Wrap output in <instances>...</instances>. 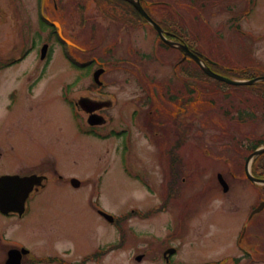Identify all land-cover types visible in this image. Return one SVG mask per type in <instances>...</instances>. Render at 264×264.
<instances>
[{
    "label": "rangeland",
    "instance_id": "obj_1",
    "mask_svg": "<svg viewBox=\"0 0 264 264\" xmlns=\"http://www.w3.org/2000/svg\"><path fill=\"white\" fill-rule=\"evenodd\" d=\"M38 1L0 0V175L47 173L53 181L31 196L24 217L0 215V238L19 240L32 248L34 254H39L46 247L36 244L39 238L32 237L31 231L47 226L69 229L78 256L98 240L108 242L116 237L113 227L100 221L92 211L89 205L92 192H100L102 206L117 216L129 213L131 208L160 205L161 200L148 195L146 188L124 174L119 137L103 139L79 133L68 105L59 97V85L55 84L49 94L42 93L46 84L72 81L77 73L65 59L66 49L52 35V29L41 23ZM145 1L151 3V15L156 20L161 16L164 26L179 34L208 62L220 65L221 68L214 67L218 74L231 77L222 71L223 66L226 70L251 67L257 70L248 71L253 76L264 70V0H250L251 3L248 0ZM75 2L74 9L63 5V34L70 38L72 32H77L79 35L74 37L80 46L102 50L96 51L103 54L99 58L106 64L104 78L109 82L108 90L119 97V103L111 112L115 121L110 126L131 129L129 162L135 169L134 174L143 175L141 183H154L156 187L165 184L164 171L154 163L157 152L150 147L152 134L142 126L143 116H147L150 109L145 89L155 83L154 104H157L163 99L159 96L167 86L186 85L181 94L184 109L190 112L186 120L188 134L177 152L182 157V166L178 172L175 167L171 168V175H179L184 182L166 208L161 206L146 220L131 218L125 227L153 235L156 254L163 249V239L172 227L170 234L177 231L184 236L170 244L181 249V258L194 264L229 254L248 213L259 201L258 196L264 199V188L259 190L245 178L244 160L243 163L237 160L234 165L230 161L231 149L238 146L241 151L253 150L264 142V89L261 86L231 87L207 79L193 62L185 63L175 73L180 53L161 49L154 32L136 18L127 3L119 2L118 30L94 0ZM163 3L169 6L161 7ZM53 4V0H45L44 13L50 20H58L56 16L61 12H55ZM69 10L75 13V19L68 16ZM246 10L250 14L245 21L233 20V16L239 17ZM200 15L206 21L201 20ZM118 31L119 51L111 54L113 51L109 50L108 55H104V49ZM91 32H96L95 36L89 35ZM104 37L108 40H103ZM43 43H49L50 51L46 60L41 61L39 50ZM129 45L135 48L137 56L128 53ZM82 56L88 54L80 53L79 57ZM17 59L10 68L1 65V62ZM36 80L42 82L31 94L25 90L22 98L18 90L16 96L11 97L15 101L12 111L5 112L7 93L18 86V82ZM87 80L74 88L75 96L85 94ZM174 92L180 93V90ZM165 94L164 98L179 105L174 93ZM173 105L170 110L178 111L179 107L176 109ZM135 110L140 113L133 122L129 115ZM238 115L241 119H237ZM108 128L102 133L108 135ZM261 163L264 165V156L257 163V174L264 172ZM219 174L228 182L227 193L218 184ZM56 175L61 176L62 181L57 180ZM72 177L80 181L79 189L69 185ZM168 187L175 196L171 180ZM257 216L252 228L260 223L264 225V208ZM95 231L97 239L86 242L90 234L94 237ZM128 238L131 240L130 235ZM196 241L198 243L194 244ZM148 242L141 236L133 243H126L119 253L108 254L107 264H136L129 259L134 253L130 247ZM238 252L235 255H240Z\"/></svg>",
    "mask_w": 264,
    "mask_h": 264
},
{
    "label": "flooded vegetation",
    "instance_id": "obj_2",
    "mask_svg": "<svg viewBox=\"0 0 264 264\" xmlns=\"http://www.w3.org/2000/svg\"><path fill=\"white\" fill-rule=\"evenodd\" d=\"M53 8L55 12L58 14L57 21L60 22L62 16H64L63 5L68 4V8H75V0H65L62 3V0H53ZM124 0H94L95 4L100 8L104 9L107 14L112 19L111 24H115L119 30V2H123ZM141 5L146 11V13L156 21L164 30L165 35L174 40H181L175 32L171 31L170 28H167L163 25V19L161 16L154 18L151 15V6L149 3H146L145 0H141ZM250 3V0L247 1ZM154 3V2H153ZM155 4V3H154ZM161 5V4H160ZM159 5V6H160ZM168 7L169 4H162L161 7ZM233 9V8H232ZM233 11V10H231ZM68 13V11H67ZM57 14V13H56ZM75 13L72 10H69L68 16L75 19ZM201 20L206 21L205 17L202 15L198 16ZM233 20L236 22L244 21L247 17V13L243 12L241 16H233ZM71 22V21H70ZM96 32H91L89 35L95 36ZM65 34V33H64ZM71 38L75 39L74 35H79L77 32H72ZM119 31L116 35H113L109 41L108 47L104 49V55H108L109 50L113 51L111 54L119 51ZM77 39V38H76ZM103 40H108V37H104ZM101 42H103L101 40ZM77 50H81L80 47L75 48ZM97 49V48H96ZM129 53L135 48L127 47L126 49ZM84 51V50H81ZM92 62L87 63H79L78 65L72 64L69 66L77 73V77L72 81H55L44 87V91L42 93L44 95L49 94V90L56 84L59 85V97L61 100L66 103L69 107V110L72 115V122L74 127L77 129L79 133H82L85 136L92 135H106L102 133L104 128H108V132L106 136H114L120 138V147H119V157L122 162L123 167H126L132 171L133 166H130L129 157L132 152V144H131V129L130 128H120L110 126L115 121V116H113L112 110L119 103V97L117 94H114L108 90L109 82L104 78L107 70L105 67V63H101L99 59L93 58ZM102 73L99 76L98 80L94 79V73L97 70H101ZM78 78V79H77ZM88 79L86 84L84 85L85 94L81 96H75L74 91L75 87L83 84L85 79ZM42 81H25L18 82V86L13 87L9 93H7L8 101L6 105L5 112H11L12 108L15 105V101L12 100V96H16V92L19 90L21 94V98L23 97V93L25 90L28 93H32L33 89L37 86L38 83ZM46 83V82H44ZM154 85L150 87V89H145V96H147V105L149 104V111L147 116H143L142 126L146 132H151L152 138L149 137L152 144L150 147L153 148L154 152H157V159L154 158V163L156 167L162 168L164 171L165 184H160L159 187L155 186L153 183V189L148 186L149 190H147V194L150 196H158L161 200L159 202L160 205L151 206L148 208H132L130 210L131 217L125 218L128 214H123L121 216H117L114 213L107 211L104 206H102V202H100L101 193L100 192H92L91 199L89 201V205L94 213H96L97 218L100 221L108 223L109 219L104 217L102 212H106L112 214L114 217V221L111 224L113 226V231L116 237L115 240L112 241H103L98 240V243L92 246L89 249H86L82 255L76 256V247L74 245L75 239L74 236H71L69 229H55L48 228V226L43 228H37L34 231H31L30 235L32 237H36L37 245L45 246V250L41 253L34 254L32 248L25 245L23 242L16 239L5 238L4 240L0 238V264H16L19 262L20 264H107V256L109 253L118 252L119 249L123 248L126 243L134 242L138 237H143V239L149 240L148 243L141 244H132L130 249L134 251L132 256H129V259H132L136 264H194L190 262L186 258H181V249L176 246L170 244L173 240L179 239L183 237L180 232H173L170 234L172 227H169L167 230V234L163 239V249L160 253L156 254V247L154 244L155 238L150 233H138L137 231H133L132 228H124L125 223H127L131 218H137L140 220H146L145 217H140L143 215H147L152 211L158 210L161 206L164 208L168 206V200L171 199V192L169 190V181L171 180V187L174 184V194L178 195L179 191L177 190L179 187L176 185L179 180L184 182L182 178L179 176L171 177V168L175 167L176 172L182 166V157L179 152L180 147L183 146L186 142V136L188 134L187 129V117L189 113L185 111L183 104V96L179 99L181 106L179 107L178 112L172 113L169 110L171 108V102H166L162 99V104H154L155 91L153 90ZM186 86L183 85V88ZM182 89V88H181ZM15 92V93H14ZM166 92V91H165ZM155 98V99H154ZM162 98V96H161ZM142 99V98H140ZM143 105V104H142ZM144 106V105H143ZM128 111L125 113L127 114ZM139 111L135 110L133 113H130V121H133L138 117ZM192 115V114H191ZM119 119V114L117 115ZM155 116V118H151ZM156 131V132H155ZM233 147V146H232ZM226 148L229 147L227 146ZM225 149L224 151H228ZM232 154L230 155L231 163L234 165L236 161L241 160V152L231 149ZM1 158V153H0ZM245 161V159H244ZM132 168V169H131ZM56 174V173H55ZM43 175V174H40ZM169 175V176H168ZM22 176V175H21ZM45 180V186H41L40 188H36L31 195L34 193H38L40 189H44L52 179H49L48 175H43ZM57 180L62 181V177L56 175ZM172 178H174L172 180ZM164 179V178H163ZM178 179V181H177ZM70 181V180H69ZM159 193H158V191ZM178 193H177V192ZM31 197V196H30ZM255 209V208H254ZM253 209V210H254ZM27 212V211H26ZM259 214H255L250 217V213L245 219V225L242 227L241 232L238 234L234 247H230V253L227 255H222L219 258L201 262L199 264H264V225L260 223L258 226L254 228L251 227L252 222L255 218H257ZM22 215L19 218L24 217ZM10 217H18L15 215H10ZM248 221V222H247ZM249 226V228H248ZM249 230H248V229ZM144 234L146 236H144ZM131 236V240L128 238ZM150 238H148V237ZM91 239H97L96 231L95 235L90 234V239L86 242H90ZM169 241V243H166ZM80 243V241H78ZM198 243L197 241L194 243ZM192 244V245H194ZM115 248H111L112 246ZM109 248H111L109 250ZM22 250H26V253H23ZM239 252H238V251ZM235 252H238L240 255H235ZM190 259V258H189ZM132 261V263H133Z\"/></svg>",
    "mask_w": 264,
    "mask_h": 264
},
{
    "label": "water",
    "instance_id": "obj_3",
    "mask_svg": "<svg viewBox=\"0 0 264 264\" xmlns=\"http://www.w3.org/2000/svg\"><path fill=\"white\" fill-rule=\"evenodd\" d=\"M126 1L132 4V6L137 9L140 15L145 20H147L149 24H151V26L158 32L162 41L166 45L172 48H177L179 51H181L184 55L183 60H185L187 57L192 59L208 77L232 86H249L257 82L264 81V77H258L250 80H233L213 72L199 56H197L195 53L189 50V47L187 45L167 40L163 35V30L155 22H153L149 18V16L143 11V9L140 6L139 0H126ZM55 25L58 27L57 23H55ZM60 36L67 44L70 45L72 44L68 40H65L62 37V35ZM46 49L47 46L44 45L41 50V59L44 58ZM97 74L98 72L96 73L95 76H97ZM263 153H264V145L261 148L257 149L256 151H254L247 158L245 165V173L247 178L251 182L264 185V179L254 178L249 171L250 162L255 157ZM42 179H43L42 177L35 175L28 177H19V176L0 177V211L4 214L18 213L19 215H21L25 209L26 199L28 198L33 188L41 184ZM219 181L223 186L224 191L226 192L228 190L226 183L222 180L221 177H219ZM77 184L78 183L75 182L76 186Z\"/></svg>",
    "mask_w": 264,
    "mask_h": 264
},
{
    "label": "trees",
    "instance_id": "obj_4",
    "mask_svg": "<svg viewBox=\"0 0 264 264\" xmlns=\"http://www.w3.org/2000/svg\"><path fill=\"white\" fill-rule=\"evenodd\" d=\"M134 14L136 15V17L137 18H139L138 17V15H137V13H135L134 12ZM64 47L68 50L69 48L66 46V45H64ZM66 56H67V58H68V60L69 61H71V62H75V63H77V58H75L74 60L71 58V56L68 54V52H66ZM191 63H192V61H190ZM195 64V63H194ZM216 66V65H215ZM215 66H212L211 68L213 69V71H215L214 70V67ZM217 67H219V68H221L220 67V65H218ZM224 68V66L222 67V71L223 72H228V74L229 75H231V77L232 78H235V79H250V78H253V77H255V76H253V75H251L250 74V72H248V71H250V70H253V71H255L256 69H252L251 67H249V68H245V69H242V68H238V69H236V68H233L232 70H226V69H223ZM200 71V70H199ZM257 71V70H256ZM260 73V75H264V70H262L261 69V71H259ZM201 74L205 77V78H207V79H209L206 75H204L202 72H201ZM187 75H188V73H187ZM258 86H261L263 89H264V83H258V84H256V85H254V86H251L252 88H255V87H258ZM263 100H264V98H263ZM257 163H258V161H257ZM260 167L261 168H264V165L261 163L260 164ZM257 172H258V167L257 166H254L253 167V173L257 176V177H264V172H259V174H257Z\"/></svg>",
    "mask_w": 264,
    "mask_h": 264
}]
</instances>
